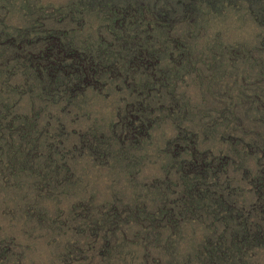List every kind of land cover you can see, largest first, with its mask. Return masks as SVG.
I'll list each match as a JSON object with an SVG mask.
<instances>
[{
    "label": "rangeland",
    "instance_id": "1",
    "mask_svg": "<svg viewBox=\"0 0 264 264\" xmlns=\"http://www.w3.org/2000/svg\"><path fill=\"white\" fill-rule=\"evenodd\" d=\"M185 1L137 33L133 73L53 91L26 51L59 35L110 61L129 23L0 0V264H264V0Z\"/></svg>",
    "mask_w": 264,
    "mask_h": 264
},
{
    "label": "trees",
    "instance_id": "2",
    "mask_svg": "<svg viewBox=\"0 0 264 264\" xmlns=\"http://www.w3.org/2000/svg\"><path fill=\"white\" fill-rule=\"evenodd\" d=\"M85 1H87V4L96 7H100L101 5L109 8L110 5L113 13L121 15L119 19L121 23H129L128 25H124L126 30L120 29L122 33L119 34L120 37L125 36L122 38L124 41L122 39L120 40H122V49L128 52L122 55L120 52L121 49L118 50L114 48L112 59L107 61L108 56H110V51L106 48H101V45L96 46L95 49H90L73 43L68 47L63 44V40H61L62 37L59 35L45 36L44 38L46 41H44V43L42 42L40 47L36 50H28L25 53L31 58L34 66H36L35 71L38 75L40 74L39 78L42 79L43 85L49 86L53 91H64L68 87H74L75 89L83 88L85 85L94 84V78L98 76L103 69H110L116 72V76H121L129 70L133 73L140 62H149V59L143 58L144 55L142 53H144L145 50L141 48L134 49L133 47L136 42L135 38L139 35L137 33L140 31L158 32L157 29L162 28L164 25V20H166L164 17L171 10L167 11L165 9L170 8V0ZM195 1L199 0H188L180 2V4L185 11H192L193 9L196 10L194 5ZM172 7L175 6L172 5ZM173 9L174 11L177 10L176 8ZM119 21L118 23L121 25ZM133 28L137 29L135 30ZM125 31L128 33L126 34ZM18 47H20V45H18ZM121 68L124 69V72H120ZM205 159H207L206 156L199 157L200 163L198 167L207 164ZM262 174H264V172ZM261 178H263L262 175ZM257 186L256 184L254 192L258 190ZM262 187L264 188V184ZM259 191L264 192L262 189ZM259 191H257V197L260 194ZM262 205L263 209H261V212L263 215L259 217V222L254 224L264 227V204ZM253 216L256 217V214H253Z\"/></svg>",
    "mask_w": 264,
    "mask_h": 264
}]
</instances>
